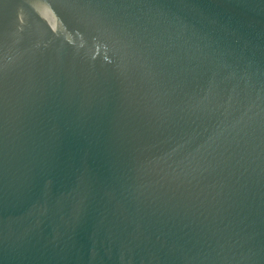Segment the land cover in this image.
Here are the masks:
<instances>
[{"label": "water", "instance_id": "95a60500", "mask_svg": "<svg viewBox=\"0 0 264 264\" xmlns=\"http://www.w3.org/2000/svg\"><path fill=\"white\" fill-rule=\"evenodd\" d=\"M0 264H264V0H0Z\"/></svg>", "mask_w": 264, "mask_h": 264}]
</instances>
